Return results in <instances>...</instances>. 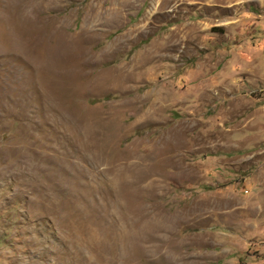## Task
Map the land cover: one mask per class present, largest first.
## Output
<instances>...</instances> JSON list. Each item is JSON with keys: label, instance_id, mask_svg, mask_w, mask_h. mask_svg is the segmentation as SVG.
<instances>
[{"label": "rangeland", "instance_id": "374dc122", "mask_svg": "<svg viewBox=\"0 0 264 264\" xmlns=\"http://www.w3.org/2000/svg\"><path fill=\"white\" fill-rule=\"evenodd\" d=\"M0 264H264V0H0Z\"/></svg>", "mask_w": 264, "mask_h": 264}]
</instances>
